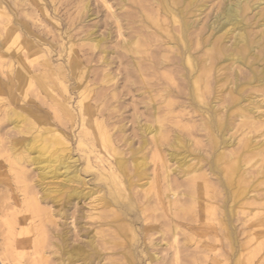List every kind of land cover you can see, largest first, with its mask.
I'll list each match as a JSON object with an SVG mask.
<instances>
[{"label": "bare ground", "instance_id": "obj_1", "mask_svg": "<svg viewBox=\"0 0 264 264\" xmlns=\"http://www.w3.org/2000/svg\"><path fill=\"white\" fill-rule=\"evenodd\" d=\"M24 1L0 0V62L4 61L12 68L14 87L24 98L22 111L7 116L15 137L10 147L11 163L21 198L5 206L3 213L9 220H5L4 230L1 228L3 252L0 260L10 259L13 264L16 261L19 252L14 247L15 225L19 217H25L32 227L29 264H45L48 255L44 247L49 225H56L57 221L53 212L42 205L43 201L54 200L52 195L64 193L65 188L71 189L64 193L68 198L91 195L84 194V189L71 187L72 184L85 185L77 159L71 155V139L74 138L77 148L83 149V170L96 172V179L105 183L113 205L128 209L138 207L142 218L148 222L150 213L159 211L165 201L170 215L175 220L185 221L151 227L156 229L154 234L162 237L166 234L162 228L166 226L170 235L164 244L168 247V250L165 248L167 254L158 257L155 252L150 256L156 264H264V114L256 115L257 107L243 105L249 100L243 92L245 87L264 96V0H99L109 12L104 20L108 30L106 37H98L90 31L79 39L81 46L69 39L67 47L57 43L58 58L69 66V73L78 84L77 110L66 97L70 94L65 81L68 78L61 72L63 64L55 66L53 61L51 63V58L46 57L40 48L46 41L33 36L26 23L24 34L14 23L11 12L19 17V8ZM36 1L38 10L59 28L61 23L51 18L44 0ZM114 2L117 9L113 11L111 3ZM78 4L80 18L84 16L83 21L91 19L89 1L80 0ZM205 10L209 12L200 24L199 19ZM28 12L23 10L22 15L31 21L35 16ZM111 29L123 38L120 47L124 54L118 53L117 61L120 66L124 65L126 93H132L137 83L147 86V79L157 76L158 80L162 78L173 86L172 89L166 86L164 92L171 91L179 96L182 93L180 82L184 81L187 86L186 107H174V103L167 99L164 114L151 105L133 116L140 138L136 152L131 153L129 160L120 156L103 116L97 114L100 99L93 98L94 91L88 90L86 83L91 60L88 58L84 66L78 56L79 48L87 46L100 54L102 65L110 66L112 62L108 56L113 52L106 49L105 43ZM54 38L56 40L57 36ZM55 44L51 42L45 47L52 53ZM240 68L249 71L243 80L239 79ZM114 79L104 73L101 82L108 84ZM31 88L33 96L28 94ZM224 95L228 96L229 102L224 100ZM35 98L38 101L40 98L39 105L35 104ZM175 108H181L180 113H185L178 115ZM222 111H225V118ZM190 113H200L198 126L192 123ZM231 117L234 118L232 127L227 125ZM122 128H118L120 132ZM198 132H204V139L196 140ZM232 133L239 139L236 140ZM261 137L258 142L257 138ZM124 142L131 143L127 138ZM165 143L173 150L166 154V159L162 154ZM201 143L209 155L206 171L201 165L200 152L194 149ZM102 152L111 156L113 162L104 159ZM90 156L95 161V168ZM170 162H173V168L167 166ZM27 171L36 172L39 179L34 185L39 192L28 190ZM170 172L185 179L182 192V184L169 179ZM211 177L215 180L212 181ZM59 178L60 182L57 181ZM55 180L57 187H49L56 183ZM137 193L142 195L138 206L132 200ZM170 194L173 195L171 199ZM100 199L105 206L100 226L106 227L107 232L101 245L107 251L112 250L113 245H121L122 251H108L110 254L107 255L113 256L117 252L122 254L125 264H134L137 231L123 212L111 207L102 197ZM188 214L190 216L185 219ZM151 216L153 224L162 217ZM232 218H237L238 226L228 222ZM183 229L203 232L200 236L204 242L194 231L185 233ZM179 235L184 236L182 240ZM56 236L66 240L64 231H57ZM88 244L90 251L98 256L100 251L96 250L92 238ZM50 245L52 249H62L58 244ZM65 249L63 247V255L71 261L81 256L74 249ZM62 258L58 264L64 263ZM108 261L113 264L111 257Z\"/></svg>", "mask_w": 264, "mask_h": 264}, {"label": "rangeland", "instance_id": "obj_2", "mask_svg": "<svg viewBox=\"0 0 264 264\" xmlns=\"http://www.w3.org/2000/svg\"><path fill=\"white\" fill-rule=\"evenodd\" d=\"M88 1L90 3L91 13L93 14V16L91 19H86L85 21H83L84 16L80 18V10L78 4L80 3V0H44L45 5L51 15V18L54 20H58V22L61 23L59 28H57V26L53 21L48 19L38 10L39 3H37L36 0H25L24 4H22L21 8H19L20 11L18 10L21 15V16L19 15V17H17V15L14 12H11V15L14 18L15 25L23 34L25 33L24 24L26 23V26H29V30L32 32L33 36L40 37L41 40L46 41L45 44L43 43L44 45L42 44V47L40 48L41 50H43V53L45 54L46 57L51 58V63L53 61L52 64L55 66L61 63L63 64V69L61 72L68 78L65 81H66V85H68L69 94H70V95H66V97L67 98L69 97L68 102L75 110H77L76 102L78 101V91L76 88L78 87V84H76L75 80L72 79L69 73V66L66 65L65 61H63L62 58L60 57L58 58L57 49L59 44L57 43H61L65 45V47H67L68 46L67 42L69 39L72 40L73 43L79 46L81 44V42H79V39L87 35L88 32L90 33V31H94L95 35L98 37L100 36L106 37L108 30L104 26V20L107 18L109 12L102 6L99 0H88ZM4 5H6V3H4ZM111 5H113V11L117 9V3L114 2L111 3ZM34 7L36 8L35 12H33ZM23 10L25 12L26 11L28 12L29 10L28 14L32 13L31 15L33 17L35 16V18H31L30 21L29 18L22 15ZM207 12H209V10L207 11L205 10L203 15L200 17L199 19L200 24L201 22H204V20L206 19ZM48 29L54 33H51ZM58 29H60V32L58 31ZM116 33L117 32L114 29H111V34L109 36V39L106 40L105 43L106 49L113 52L108 56L110 61L112 62V64L108 67H105L100 63V59H99L100 54L97 51H92L89 49V47L87 48V46H83L82 47L83 49L79 48L81 52L78 51L79 50L78 48L76 49V51H78L79 60L84 66H86V63L89 61L88 58L91 60L90 63L91 70L89 71L90 72L89 79L86 83L88 85V90L94 91L93 98L100 99V105L98 106L97 114L103 116L105 125L108 127L110 132L108 133L110 134L112 141L114 140L117 146V151L120 154V156L126 160H129L131 153L133 151L136 152L140 138V132H138L136 125L133 124L134 122L132 119L133 116L141 114L144 111V107H148L149 109L151 105L155 106L160 112V114H164L163 111L165 109V102L167 101V99L174 103V107L177 106L186 107L187 103L185 102L187 100V96H186L187 91L185 90L187 89V86L184 81L180 80L181 81L180 88L182 89L181 90L182 93L179 96L176 93L175 94L171 93V91L164 92L166 86L169 85L170 89H172L173 86H171V84L167 80H164L162 78H159L158 80V76H157L155 78L149 77L147 79L148 80L147 86L143 87V85L137 83L135 87H133L134 90L132 93L129 94L126 93L127 84L124 81V70H123L124 65L120 66V63L117 61V54L118 53L124 54V51L120 47L123 38L119 37V35ZM58 35H60L59 36L60 38L58 37ZM55 36H57L56 39L57 42L55 38L53 39V37ZM51 42L57 44V45L55 44L52 47L53 50H55L52 53L48 51L49 48L47 49V47H49V44H51ZM0 52H1V48H0ZM82 53L84 54V56H82L83 55ZM2 63L0 64L1 67L0 68V234L2 229L4 228L5 220H9V218L5 217L4 216L5 214L3 213L5 210V206L7 207L8 204H10L13 200L21 198V189L17 185V183H15L16 179H15V174L13 173L14 172L13 163H11L13 162V160H12L10 147L15 137L10 130V125L8 123L7 116L8 114L21 112L22 111L21 102L24 101L23 96L19 94L16 88L14 87L12 73H11L12 68H9L8 64H4V61ZM94 68H97V70H94ZM240 72H241V74L239 75L240 80H243L244 78L248 77L247 74L249 73V71L246 70L245 68H240ZM104 73H109L111 77L115 78L114 81H111L108 84L102 83L101 79ZM177 79H181V78L177 76ZM86 83H84V85ZM32 88L34 89V87ZM32 88L28 91V94L29 93L31 95L34 94V90ZM243 92L249 98V100L244 102L243 105L250 107H257L258 110H256V115H259L258 113L264 114V96L254 93L253 91L249 90V87H245ZM112 94H114V96H112ZM167 95L170 96L168 97ZM39 97L41 98L42 96ZM224 97H225L224 100H226V102H229L228 96L224 95ZM40 98L39 101L37 100L38 98L34 99L36 105H39L41 103ZM93 103L94 101H92V104ZM175 110H176V114L178 113V115L185 113V111H182L180 113V110H182L181 108L180 109L175 108ZM186 110H188V108ZM40 113L43 114L42 112ZM222 113L221 114L225 118L226 116L225 111H222ZM190 114H191L190 116H192L191 118L192 123H194L195 126H198V124H200V119H201L200 113H194V114L190 113ZM231 118L232 121L231 120L227 121L228 122L227 125H230V127L234 126L233 123L234 118L233 117ZM119 127H123L122 132L119 131L118 129ZM232 134L236 140L239 139L237 137L238 136L237 134L235 133ZM204 135H205L204 132H198L196 140L200 141L204 139ZM125 138H127L128 140L130 139L131 143L129 145L124 142ZM261 140L262 137L257 138L258 142ZM203 144L204 143L194 146V149H197L200 152V156L202 157L201 165L203 167V170L206 171L205 168L208 167L207 162H209V155H206V147ZM70 148H71V155L77 159V164L81 169L80 176L85 180L84 186H82L81 184H72L71 187L84 189L83 190L84 194H91V195H88L86 197H80L78 199L68 198L64 193L70 192L71 189L65 188L63 191L64 193L52 195L54 200L46 199L43 201L42 205L45 206V208H49L53 212L55 216V220L57 221L56 225L54 224L49 225L50 232L49 234L47 233V237H46L47 240L44 247V252H46V255H48L47 262L45 264H58L59 262H61V256L63 257L62 260H65L63 261L64 262L63 264H109L108 261L109 257H111L113 264H125L124 263L125 259L123 258L122 254L118 255L116 252V254L113 256L107 255L110 254L113 250L122 251L121 245H113L112 250L110 251L108 250L110 253H108L107 250H104L103 245H101V243H103L102 242L103 235L105 236L107 234L106 227L100 226L104 220L102 216L105 215L104 214L105 206L103 204V201H101L100 199L101 197L104 199L105 202L110 204L111 207L123 212L125 216H127L126 219L128 218L127 221H129L133 225V228L137 231L139 235L138 241L135 243L133 248V253H134L133 257L136 255L134 257L135 260L134 264H148V263L156 264L157 262L155 261V259L150 260V256H152L155 252H156L155 256L158 257H164L167 254L166 249L168 247L165 246L164 244L166 241L169 240L170 235L168 234V228H166V226H168V224L174 225L175 221L182 223H185V221L175 220L170 215V212H168L167 204L165 201H162V207H159V211L157 210L153 213H150L151 219L148 220V222L144 221V219L142 218L143 216L141 215L140 209L138 207L137 209L136 208L128 209L126 207H119L113 205L109 199L108 189L105 183L101 180L96 179V172L83 170V167L85 165L84 153L81 151L82 148L81 149L77 148V142L75 141L74 138L71 139ZM162 150H163L162 154L164 158L166 157V154L168 152L173 151L166 143L162 147ZM147 151L148 150H146V152ZM101 155H103L104 159H106L107 161L111 163L113 162V158H111V156L106 155L103 152L101 153ZM90 161L92 162V165L95 168V161L92 158V156H90ZM167 166L173 168L174 164L173 162H170L167 164ZM27 176H28L27 182L29 185L27 186L28 190H30L32 193L39 192L38 187L34 185L35 182L38 181L39 179L38 177H36V172L27 171ZM169 179L172 182L176 181L175 183L182 184L181 185L182 187L180 188V192L184 190L186 181H184L185 179H181L179 174L176 175L170 172ZM211 180L214 181L215 177H211ZM57 181L60 182L61 178L57 179ZM46 182H54V181L46 180ZM49 187H57V182L51 184V186ZM172 196L173 195L170 194L169 199H171ZM222 197L223 195H220V198ZM182 198H184V196L181 197L180 200H182ZM224 199L225 201L227 200L226 195ZM132 200L138 206V200L139 202L142 201V195L140 193H137L136 195L134 194ZM228 202L229 205L230 201ZM233 205L234 204H232V206ZM196 213L197 214L199 213L198 209L196 210ZM151 215L154 216L156 215L157 217L161 215L162 217L160 216L161 218L159 219V222L153 224ZM189 216L190 215L188 214V216L184 218L188 219ZM162 218L163 220H161ZM169 218H171L170 223L168 222ZM231 221L232 224H234V226L235 225L238 226L239 222H237V218H232L228 220L229 223H231ZM159 223L161 225L163 223L167 224V225L165 224L166 225L165 228H162L163 232L165 231L164 233H166L162 237H160V234L157 235L158 233L154 234L153 232H155L156 229L153 230V228H151L153 226H155L156 228L159 227L160 226L158 225ZM15 229H16V236L14 240H16L15 241L16 245H14V247L16 249L18 248L19 254L15 256L16 261H14V264L15 263L29 264V254L31 251L30 248L33 246L32 244H30L33 241L31 237L32 227L30 226L29 222L27 223L25 217H19L18 224L15 225ZM57 231L59 232L64 231L66 233V240L64 238V241H62L60 238H58V236H56ZM192 231H194L195 234H197V238L199 237L198 239L204 242L205 239L202 236H200L203 232L200 231L198 232V230H192ZM192 231L183 229V232L185 233H193ZM147 236L148 238H146ZM183 237H184L183 235L178 236L180 240H182ZM91 238L94 241V244L96 245V250L100 251L98 252L99 254H97L98 256H96L95 254H93V252L90 251L88 242L90 241ZM207 239L208 237H206V243H207ZM0 241H1L0 255H2L3 250H1V248L3 244H1L2 243L1 236H0ZM51 243H54L55 245L58 244L60 245V247L62 246L61 247L62 249L60 251L54 248L52 249V246L50 245ZM63 247H66L64 251H70L74 249L75 252L80 253L81 256L79 255V258L72 259L71 261V259H69L67 255L66 256L63 255ZM203 263L204 262H202L201 264ZM0 264H13V263L10 262V259H6L3 262L0 260ZM182 264H187V263L182 262ZM206 264L208 263L206 262ZM209 264L212 263L210 262Z\"/></svg>", "mask_w": 264, "mask_h": 264}]
</instances>
